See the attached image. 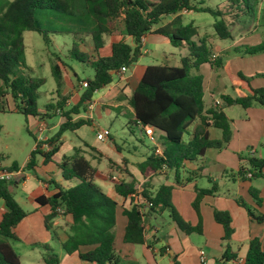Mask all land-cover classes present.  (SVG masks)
Returning a JSON list of instances; mask_svg holds the SVG:
<instances>
[{
	"label": "trees",
	"instance_id": "obj_1",
	"mask_svg": "<svg viewBox=\"0 0 264 264\" xmlns=\"http://www.w3.org/2000/svg\"><path fill=\"white\" fill-rule=\"evenodd\" d=\"M252 1L259 7L262 0H227L226 10L221 4L216 9L206 6L204 0H0V112H16L26 120L52 119L61 113L64 119L50 140L48 151H43L35 138V149L31 151L24 170L35 171L40 157L44 163L52 161L63 145L62 137L66 132L74 133L83 126L92 125V118L81 116L88 112L89 104L94 103L95 93L112 84L115 74L133 67L139 61L144 55L143 38L149 34L160 35L175 48L186 47L188 55L181 58V66H148L128 100L134 113V119L129 121L131 132L134 134V130L138 129L144 137V129L152 128L163 154H156L153 147L144 156L145 160L137 165L139 176L145 180L141 185L142 190L138 188L139 182L131 174L127 160L119 166L123 178L114 183V190L118 197L131 204L130 208L123 210L127 218L124 241L133 245L145 244L144 220L151 213L162 215L168 212L176 228L185 235L202 233L200 227H193L178 215L172 204L174 186L161 185L153 191L151 184L164 167L175 171L176 185L189 183L190 178L186 182L180 180L185 164L205 157L209 150L225 149L233 136L231 121L224 110L218 105L208 106L205 77L200 74L205 65L212 69H223V57L215 55L211 42L201 36L194 22L184 23L183 13L211 15L215 18L214 29L218 38L227 40L232 39L230 27L233 23L242 16H248L249 2ZM40 16L67 24V27L62 31L44 28L39 23ZM169 17L172 19L165 24L164 21ZM118 21L124 24L122 38L112 43L109 55H102L105 37L120 31ZM27 32L40 34L47 46L52 44L50 34L73 36L70 57L94 70L93 77L84 80L88 82V87L82 89L75 104L68 107V96H63L58 90L57 99L46 105V112L39 111V90L45 85L46 79L34 77L25 71L24 34ZM125 37H131L133 44L127 43ZM88 46H91L92 54L82 50V47ZM236 52L243 56L263 53L264 42L243 52ZM54 57L56 60L52 61V74L60 89L64 84L63 70L66 64L60 55L55 54ZM193 71L199 74H193ZM239 76L246 81L241 73ZM223 100L228 106L240 105L245 110L254 106L264 107V88L252 89V94L247 97L232 99L224 96ZM193 126L192 136L186 139ZM211 128L221 131L220 140L212 138ZM115 146L121 151L120 146ZM86 147L102 156L94 148ZM6 159V156L0 155L1 162ZM249 161L250 168L238 174H252V178L264 177V159L250 158ZM57 166L63 171L65 181L76 184L63 187L52 181L50 184L54 193L36 199L40 206L50 208L49 214L44 216L45 228L57 238L55 221L60 217H70L68 238L62 242L67 255H77L82 264H120L115 250L119 204L95 184L98 168L80 147H75L71 156H64ZM19 169V163L13 161L4 170L15 173ZM14 185L13 180H0V199L7 207L0 217V264H21V256L12 241L19 240L15 229L29 213L17 201ZM196 190L198 196L194 207L197 209L201 196L213 195L216 187ZM250 194L260 207L262 201L258 189L251 188ZM236 202L252 219L264 223V214L241 199ZM214 217L224 228L223 241H230L234 232L231 214L215 211ZM41 247L45 264H60L59 255L50 245ZM162 250L166 251V247ZM237 259V253L228 245L218 263L225 264ZM175 263L179 264L177 261ZM244 264H264V244L259 239L250 242Z\"/></svg>",
	"mask_w": 264,
	"mask_h": 264
},
{
	"label": "crops",
	"instance_id": "obj_2",
	"mask_svg": "<svg viewBox=\"0 0 264 264\" xmlns=\"http://www.w3.org/2000/svg\"><path fill=\"white\" fill-rule=\"evenodd\" d=\"M263 1L261 2L260 7L261 14L264 13ZM171 19L172 18L169 17L164 21V23L167 24L168 22H170ZM258 26H262L261 22ZM117 33L118 31H115L112 35L106 36L110 38L109 47H106L105 41V47L101 51L102 55H109L111 52L112 43L117 42L122 38V36H117ZM233 36L234 35H232V39ZM243 36H241V38H243ZM125 41L129 44H133V39L131 37H125ZM150 43L171 44L169 40L160 35L149 34L145 38H143L142 45L144 55H147L149 53L147 46ZM211 44L212 46L215 45L214 42H211ZM224 50L226 51L227 49ZM223 52V49H220V51L214 49V53L216 56H222ZM141 58L133 67L125 69L122 72H118L117 74H115L117 83L112 88V90H110V92L105 95L106 102L100 103L101 108L103 110L108 108L106 107L107 105L116 109L117 111H120L121 109H126L127 111L122 114L124 116L131 117L130 120L134 119V113L128 105V100L131 97L135 88L137 87L138 81L143 77L144 72L148 67L142 66ZM67 68L68 67H65L63 70L64 84L62 88L64 93H62V95L67 96V94H70L72 96L67 100V106L69 107L73 104H71L73 100L79 99V96L83 90L80 88L81 86H77V84L75 83L76 80H81L78 78L77 73L73 69L72 74L70 75L73 77L72 81L74 83L73 85H69L67 83L66 78L67 76H69V71ZM223 69L224 71H227V67L224 66ZM212 71L214 72L215 70L212 69ZM213 79H215L214 73L210 76L208 81H206L205 79L206 92L209 93L208 95H210L209 98L211 99L210 102L207 103L208 105H218L220 108H222L226 113L227 117L230 119L231 126H236L238 114L235 117L231 115V112L233 111L232 109H234L235 107L241 106H228L223 100V97L229 96L232 99H237L247 97L250 94L239 95L238 93H236L235 87L237 86H232V83L230 84L228 82L229 77L227 75L224 76V79H221V81H223V86L218 84L217 87H213ZM249 90L252 94V88H249ZM93 104L95 108L96 102H94ZM240 109H242V112H240L239 114H245L248 113L246 111H249L252 108L245 110L242 107ZM247 116H249V113ZM81 117L85 118L86 115L84 114ZM36 123V130L39 123H45L46 127L49 126L50 131H54L55 128L60 127L62 121L61 118H59L55 125L45 121L39 122L38 120ZM47 131L48 129L46 128L45 134ZM35 137L37 138V133ZM233 139L234 138L232 136V139L227 145V147L223 150H218L216 152L218 153L217 160H214L212 163L208 164L206 162H201L200 164L199 161L194 162L196 164L186 163V168L189 171H192L191 175H186V178H190L191 180L189 183H184L183 185H174V182H169V178L162 182V185H170L175 187L172 194V201L178 215L184 221L189 222L192 226L201 228L202 233H196L198 235L197 238H192L191 235H185L184 233L180 232L176 228L175 223L170 219V217H168L167 219L166 217H164L163 214L158 215L155 213H151L148 214L144 220L146 238L145 244L133 245L125 243L124 235L127 226V218L123 215V210L125 208H130V201H125L122 198L118 197L114 190V183L111 182L108 177L109 175L102 173L101 170H98L96 178L99 177V179L105 182H111L112 190L110 195L108 196L114 199L119 204L116 214L117 224L115 250L121 260L120 264H176L175 261H177L179 264H220L218 263V261L222 258L228 245L230 246L232 251L234 248H238V259L237 261H231L225 264H244L250 242L254 239H259L264 244V223H258L257 221L252 219L247 214L246 210L244 208H241V206L236 202V200L239 198L244 199L246 202H248L247 204L254 207L261 214H264V178L260 177L255 183H253V180L255 178H250L247 174H238L241 172V170L243 171V169L247 170L250 168V158L264 159V155H259L257 151L252 150L250 153L246 152V159L242 158L240 156L241 154H243L242 146L240 145V143L233 146ZM62 142L64 145L65 143L63 141V137ZM82 143V146H72V150H74L75 147L82 148L86 157L92 161V156L87 153V151L92 150L86 147V145L88 146L87 143L83 141ZM63 145L60 148L59 152L52 158V161L44 163V159L40 157L38 159V166L35 171L24 170V167L28 162L27 159L23 164H19L20 169L18 172H15V177L13 179L15 185L13 187V190L15 192L17 201L29 213V215L25 219H23L16 227L15 232L19 240L12 241L13 247L17 252L18 248L20 247L29 252L42 250L41 253L38 252L39 256L37 257V259L33 258L29 264H45L43 262V248L41 246L44 244H48L54 249L56 253V249L53 245V243L55 242L60 248V264H82L77 255H67L62 248V242H65L68 238V224L71 223V218L60 217L55 221V230L58 235V237L55 238L49 231H47L44 224V216L49 214L50 208L40 206L36 202L37 198L41 196L48 197L54 193L53 187L50 184L52 181L57 182L63 187L70 186L65 183V180L63 178V171L57 166V164H60L62 162L64 156H71L73 154H62ZM35 146L36 143L31 151L35 149ZM134 149L135 151H138L136 148ZM115 150L118 153H121L122 151H118L116 149V146ZM147 153H142V161L145 160L144 156L147 155ZM101 157L105 161L112 162V160L106 159L105 155L103 154ZM204 158L205 157L201 159ZM128 163L130 164V161ZM10 164L3 165L0 160V170L6 169ZM230 168L234 172V178L232 179L234 186L233 193H230L229 189H227V191L224 193L222 191V183H224L223 177L224 174ZM262 173L264 174V168L262 170ZM131 174L133 175L132 172ZM134 178H136L138 182H140L138 183V187L145 181L140 176V180L136 176H134ZM132 179L133 178H129L128 180ZM214 186L216 187L215 193H213V195H204L202 204L198 209H196L194 207V203L197 200L198 196V191L196 190V188L198 190H211ZM253 187L257 188L259 191V198L262 201L260 207L256 205L253 197L250 194V189ZM107 188L109 190L111 189L108 186ZM214 202L216 209L213 207ZM27 206H32V209H30L31 211H28L26 209ZM6 210L7 207L5 202L0 199V217L2 213ZM215 211H227L232 216V228L234 232L230 241L228 242L223 241L225 236L224 228L222 225L216 222L214 217ZM165 247L166 251H163L162 249ZM201 250L205 252L206 258V261L203 263L201 262L200 258ZM19 255L21 256L22 264L23 255H21L20 253Z\"/></svg>",
	"mask_w": 264,
	"mask_h": 264
},
{
	"label": "rangeland",
	"instance_id": "obj_3",
	"mask_svg": "<svg viewBox=\"0 0 264 264\" xmlns=\"http://www.w3.org/2000/svg\"><path fill=\"white\" fill-rule=\"evenodd\" d=\"M204 1L206 6L216 9L217 6L221 4L223 10H226L225 1L227 0ZM249 5L250 11L248 13V16H242L240 17V19L236 20L233 23L234 25L230 27L232 35H234L233 39L227 40H220L218 38L214 29L215 18L211 15L206 13L193 12L183 13L184 23H190L194 21L195 25H197L200 29L201 36L203 38H207L210 42H214L215 45L213 46V48L215 50L220 51V49H223L224 51L222 53V57L224 60V66L227 67V71H224V69H214L215 71L213 72L209 65H205L201 68L200 74H202L205 77L206 81H208L210 76L214 73L215 79H213V87H217L218 84L223 86V81H221V79H224V76L227 75L229 77L228 82L230 84L232 83V86H237L235 87V92L239 95L251 94L249 88H264V52L254 56H243L242 54L236 52V50L239 52H243L247 48L256 47L264 42V13H260L261 3L259 7L257 6L255 1L249 2ZM260 22L262 24L261 27L258 26ZM39 23L44 28L50 27V29H56L58 31H62L63 29H65V27H67V24L56 22L53 19L50 20L42 16L39 17ZM117 26L120 30L118 31L117 36H122L121 33L124 29L123 22L118 21ZM241 36H243V38H241ZM24 39L26 45V73H29L34 77L46 79L45 85H43L39 90L40 99L38 102V107L41 113L46 112V105L52 103L53 100L57 99L58 90L61 94L64 93L63 88L59 89L57 81L52 74V61L56 60L54 57L55 54L60 55L61 59L66 64V67H68L67 69L69 71V76H67L66 81L69 85H73L74 83L72 81L73 77L70 75L72 74V69L77 73L78 78L81 80L75 81L77 86H81L82 80L93 77L94 70L90 66L82 64L70 57V49L72 47L73 39L72 35L50 34V39L52 41V44L50 46H47L42 36L36 32L25 33ZM109 40L110 38L105 37L107 48L109 47ZM87 41L89 42V38L87 39ZM147 47L149 53L142 56V66L165 64L172 66H181V58L188 55V50L186 47L175 48L171 44L150 43ZM224 49L227 50L225 51ZM82 50L88 52L89 54L93 53L91 46L82 47ZM240 73L246 78V81L240 78ZM193 74L199 73H197V71H193ZM116 83L117 79L114 78L112 84L95 93L93 100L94 102H96V106L95 108H93V111L91 113H85V115L90 116V118L92 116V125L83 126L74 133L66 132L63 135V141L65 144L62 148V154H72V146H82L83 141L87 143L89 147L94 148L96 151L105 155L106 159L120 162L117 163L105 161L96 153L87 151V153L92 156L94 166H96L98 170H101L102 173L109 176L117 175L123 177L122 174L119 173V166L123 164V161L127 160V162L130 161V164L128 163L129 169L134 176L139 178L137 165L143 160L142 153L150 152L149 150L153 148L154 145L151 142L150 138L145 136L143 137L138 129L134 130V134L131 132V126L129 125L131 117L124 116L122 114L127 111L126 109L117 111L116 109L109 107L108 105L106 106L108 108L104 110L101 108L100 103L106 102L105 95H107L110 90H112ZM206 94L207 96L205 97V99L209 103L211 100L209 98L210 95H208L209 93L207 92ZM67 96L68 98L72 97L70 94H67ZM77 101L78 100H73L71 104H75V102ZM240 108L242 107H235L231 112V115L235 117L238 114V118L236 121L237 125L232 126L234 138L233 146L240 143L243 151V154H241L240 156L244 159H246V152L250 153L252 150L257 151L259 155H264V107L254 106L251 110L246 111L249 113V116H247L248 113L239 114L240 112H242V109ZM59 118H61V121L63 123L64 119H62L61 113L54 116L52 119L46 118L44 120V118H42L39 120L29 118L28 120H26L23 115L16 112H0V154H4L7 157V159L2 161L1 163L3 165H8L11 162L16 161L19 164H23L28 159L31 150L33 149L36 142L35 136L37 120L39 122L45 121L55 125ZM47 129L48 131L45 134L47 140L44 142L37 141L44 151L49 150V142L59 130V128L57 127L54 129V131H50L49 126H47ZM193 131L194 126L189 129V135L187 134L185 138L189 139V137L192 136ZM98 132L104 134V141H99L97 139ZM210 133L213 139L220 140L222 138L221 131L217 129L211 128ZM109 135L112 138H110ZM156 136L158 137L159 134H157ZM115 145L121 147V153H118L115 150ZM134 148H136L138 151H135ZM217 151L218 150H210L204 159L198 160L199 163L201 164V162H206L209 164L214 160H217ZM123 158L125 159L123 160ZM193 164L196 163L193 162ZM191 173L192 171H189L185 166V169L180 173V180L182 182H186V175H191ZM168 178L169 182H174V185H176L175 171H171L164 167L163 171L159 175L155 176L151 181L152 187L154 189L153 191H156L162 185V182H164ZM233 178L234 172L230 168L224 174V183L221 182L223 186L222 191L224 193L227 191V189H229L230 193H233ZM257 179L258 178H255L253 180V183H255ZM65 183L70 186L76 184L72 181H65ZM95 184L100 187L107 195H110L112 190L111 182H105L97 177L95 179ZM141 185H139L138 187L140 190H142ZM107 186L111 189L109 190ZM241 200L246 204L248 203L244 199ZM202 201L203 196H201V199L198 202L197 209L202 204ZM247 205L250 206L249 204ZM213 207L215 208V202ZM250 207L255 209L252 206ZM26 209L28 211H31L30 209H32V206H27ZM163 215L168 219V212H165ZM190 235L192 238L198 237L196 233H192ZM53 245L56 249V254L59 255L60 248L58 244L55 242L53 243ZM238 251V248L233 249V252L238 253ZM18 252L23 255L22 264H29L33 258L37 259V257L39 256L38 252L41 253L42 250L29 252L20 247L18 248Z\"/></svg>",
	"mask_w": 264,
	"mask_h": 264
},
{
	"label": "built area",
	"instance_id": "obj_4",
	"mask_svg": "<svg viewBox=\"0 0 264 264\" xmlns=\"http://www.w3.org/2000/svg\"><path fill=\"white\" fill-rule=\"evenodd\" d=\"M122 71L123 70H121L120 72H122ZM87 87H88V82L82 81L80 88L81 89H85ZM93 108H94V104H89V106H88V113H91L93 111ZM86 117H90V116H87L86 115ZM46 128L47 127H46V124L45 123H39V125L37 127V130H36V133H37V141L38 142H44V141L47 140V137L45 135ZM144 136L150 138L151 142L154 145V148L156 149V154L162 155L163 154L162 147L159 145V143L157 142L156 138L154 137V133H153L152 128L146 127L144 129ZM97 139L99 141H104L105 140L104 134L98 132L97 133ZM247 175L250 178H252V174H247ZM14 177H15V173H10L7 170H0V180H13ZM108 177H109L110 181L113 182V183L119 182L120 179L122 178V177L117 176V175H110ZM200 258H201V262L202 263L206 261L205 252L202 251V250L200 251Z\"/></svg>",
	"mask_w": 264,
	"mask_h": 264
},
{
	"label": "water",
	"instance_id": "obj_5",
	"mask_svg": "<svg viewBox=\"0 0 264 264\" xmlns=\"http://www.w3.org/2000/svg\"><path fill=\"white\" fill-rule=\"evenodd\" d=\"M147 210H148V207H146V212H147Z\"/></svg>",
	"mask_w": 264,
	"mask_h": 264
}]
</instances>
